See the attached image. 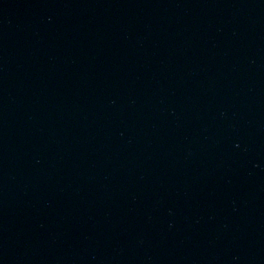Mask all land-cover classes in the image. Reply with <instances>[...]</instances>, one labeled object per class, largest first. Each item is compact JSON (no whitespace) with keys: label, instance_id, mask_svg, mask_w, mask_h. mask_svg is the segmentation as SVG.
<instances>
[{"label":"water","instance_id":"95a60500","mask_svg":"<svg viewBox=\"0 0 264 264\" xmlns=\"http://www.w3.org/2000/svg\"><path fill=\"white\" fill-rule=\"evenodd\" d=\"M0 264H264V0H0Z\"/></svg>","mask_w":264,"mask_h":264}]
</instances>
